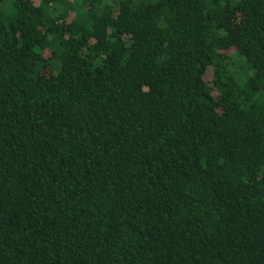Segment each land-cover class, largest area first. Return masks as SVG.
Returning <instances> with one entry per match:
<instances>
[{"label": "trees", "instance_id": "1", "mask_svg": "<svg viewBox=\"0 0 264 264\" xmlns=\"http://www.w3.org/2000/svg\"><path fill=\"white\" fill-rule=\"evenodd\" d=\"M0 264H264V0H0Z\"/></svg>", "mask_w": 264, "mask_h": 264}]
</instances>
